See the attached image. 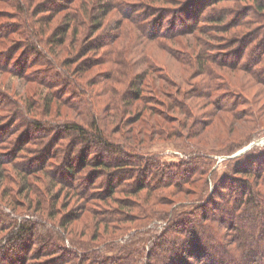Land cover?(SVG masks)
Listing matches in <instances>:
<instances>
[{"label": "rangeland", "instance_id": "1", "mask_svg": "<svg viewBox=\"0 0 264 264\" xmlns=\"http://www.w3.org/2000/svg\"><path fill=\"white\" fill-rule=\"evenodd\" d=\"M5 28L0 264H125L127 245L132 264H183L165 250L191 234L192 264H233L243 237L264 240V64L245 54L264 51V0H0ZM68 124L141 159L116 167Z\"/></svg>", "mask_w": 264, "mask_h": 264}, {"label": "trees", "instance_id": "2", "mask_svg": "<svg viewBox=\"0 0 264 264\" xmlns=\"http://www.w3.org/2000/svg\"><path fill=\"white\" fill-rule=\"evenodd\" d=\"M6 30H7V28H5V29H2V30H0V34H3V33H6ZM151 33H154V30H152L151 31ZM248 46V45H247ZM252 53V54H251ZM246 56L248 57H250L251 56V58L253 57V59H255L254 61H256L257 62V59H259L258 60V62L255 64V66H259V65H262V64H264V51H262V50H260V51H256V52H254L253 50H252V52H250L249 51V49L246 47ZM259 54L261 55V57L259 56ZM255 74H257V75H260V74H264V68H262V69H258V72L256 71V73ZM257 77V76H256ZM73 79V78H72ZM66 128L71 132V131H73V132H76V133H78V134H80V135H82L83 136V138H84V141H88L89 142V140L91 141V143H93V142H95L97 145H99V146H101L103 149L105 148V150H108V151H110V152H112V153H114V154H117V158H116V160H119V161H117V163H116V167H118V166H120V167H124V166H129V163H130V158H136L137 157V159H141V157H140V155L138 156V155H136V154H129V153H127V151H126V149H125V147H124V145H122V146H120V145H116V144H114V143H112V142H110V141H108L105 137H104V134H103V132L101 131V129H99V125H95V127H94V130H95V132H96V134H95V139H93V140H91L90 138H89V136L88 137H86V134H87V131L83 128V127H81V126H79V125H69L68 124V126H66ZM95 140V141H94ZM120 144V143H119ZM125 149V150H124ZM141 155H143V154H141ZM114 156H116V155H114ZM133 156V157H132ZM142 162H144V159L142 160ZM71 168H69V171L68 172H72L74 169L72 168V166H70ZM101 167H103V168H110V165L108 164V163H102L101 164ZM249 173H256V171H253V170H250L249 172H248V174ZM263 175V174H262ZM192 177H194V175L192 176ZM137 178V176H134V180ZM190 180H192V178H190ZM167 185V183L166 184H164L163 186H166ZM141 188H145V187H141ZM207 188V187H206ZM110 189H111V193H110V196L109 197H112L113 195H114V193L116 192V189H117V186L116 187H110ZM149 189H151V188H149ZM140 190H142V189H140ZM252 193L253 192H250L249 193V195H248V197H247V199H245L246 201L244 202L243 201V204H246V203H248V201H250V204H253L254 202H253V198L251 197V195H252ZM244 195H247L246 193H244ZM249 204V203H248ZM240 209H241V207H240ZM238 212H239V210H238ZM116 220L117 221H120L119 219H117L116 218ZM244 221V220H243ZM249 222H251V221H249ZM248 222V223H249ZM185 223V222H184ZM184 223H182V221L180 222V224H183V225H186V223L184 224ZM182 225V226H183ZM172 227H170V229H172L173 231L174 230H176L178 227H179V223L178 224H176L175 226L174 225H171ZM174 226V227H173ZM203 227V226H202ZM176 228V229H175ZM204 228H207V227H204ZM239 228V227H238ZM245 228V227H244ZM240 229L242 232H244L243 230H246V229ZM14 230H13V238H14V240H20L21 238H23L24 236H26V235H28V234H30V231H31V227L29 226V225H27V223L25 224V225H15L14 226V228H13ZM208 229H209V226H208ZM209 230H211V232H214V234L216 235V236H219L215 231H213V229H209ZM143 236V235H142ZM194 238V237H193ZM192 238V234L191 235H188V236H186L185 238L183 237V241H181V243H180V246L178 247L177 245H172V247H171V243H175V242H172V241H169L168 242V244H170L169 245V249H166L165 251H167V254H166V257H167V259L166 260H170V261H174L175 259H174V257H176V256H179V255H181L182 253H185V258H184V260H183V264H192L190 261H189V259L190 258H192V257H198V255H200L201 253L202 254H204L205 255V253H203V252H201L202 251V245L204 244V242H203V239H196V238H194L193 239ZM245 237H243L242 238V241H241V243L242 242H244V243H242L241 244V246H240V248L238 249V252H239V256L238 257H234V259L232 258V257H230L231 258V260L233 261V264H252V263H255L256 261H258L259 259H261L263 262H264V246L261 244L264 240H262L261 238H258L257 237V239L255 240V238L254 239H252V240H248V237L246 238L247 239V242L245 241V239H244ZM139 239V238H138ZM138 239H135V238H130V239H128L129 241H130V243H126V245L127 244H133L135 241H137ZM142 240V241H141ZM138 243H140V242H143V239H141ZM166 240L164 239V242H165ZM111 242H114V240L113 241H111ZM43 243V246L46 248V249H51L52 247H53V250H55V249H57L58 250V252L59 253H61V252H63V254H68V252H66L65 251V249L63 248V247H61L62 245H63V243H62V245H57L56 243H54V242H52V239H51V237H49V238H46V240L45 241H43L42 242ZM60 244V243H59ZM110 245L111 244H113V243H109ZM135 245V244H134ZM73 246H76V245H73ZM134 247V246H133ZM200 247H201V249H200ZM104 249V248H103ZM76 250H79L78 248L76 249ZM105 250V249H104ZM180 250V251H179ZM185 250V251H184ZM186 250H188V251H186ZM190 250H192V251H190ZM194 250V251H193ZM84 251V250H83ZM95 251H100L98 248L97 249H90V250H87V251H85V255H90V254H96L97 255V253L95 252ZM121 252H122V254L123 255H121L120 256V259L121 260H124V261H126L127 260V262H125V264H132L133 262V259L135 258V256H136V253H138V256H140V252H141V250L140 249H138L137 251H135V250H133V248H132V246L131 245H127L126 247H123L122 248V250H121ZM192 252H197V253H195L196 255H194ZM212 252H213V254L214 255H212V258H211V264H227V263H225V261L223 260V258H225V257H221L220 258V256H219V253H217L216 251H214V250H212ZM54 254H57L56 252H53ZM62 254V253H61ZM220 255H222L221 253H220ZM150 256V255H149ZM224 256V255H223ZM172 257V258H171ZM200 257V256H199ZM206 257V256H205ZM17 258V257H16ZM99 258H101V255H100V257ZM112 258L113 257H107V256H102V260H101V263H108V262H110V260H112ZM63 260H62V264H65V263H69V264H78V262L77 261H79V258H77V257H69V258H65V257H63L62 258ZM86 259V260H85ZM89 259H93V258H91V257H87V256H84V257H82V260H81V263L82 262H84V263H86V261H88ZM94 259H96V257L94 258ZM96 262V261H95ZM188 262H190V263H188ZM231 262V261H230Z\"/></svg>", "mask_w": 264, "mask_h": 264}]
</instances>
